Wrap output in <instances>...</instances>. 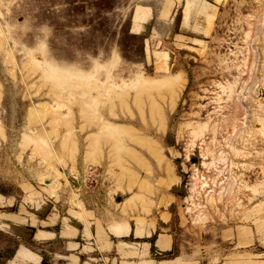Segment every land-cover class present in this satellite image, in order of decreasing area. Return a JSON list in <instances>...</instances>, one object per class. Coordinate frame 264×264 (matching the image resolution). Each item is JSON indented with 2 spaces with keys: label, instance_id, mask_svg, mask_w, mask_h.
<instances>
[{
  "label": "rangeland",
  "instance_id": "1",
  "mask_svg": "<svg viewBox=\"0 0 264 264\" xmlns=\"http://www.w3.org/2000/svg\"><path fill=\"white\" fill-rule=\"evenodd\" d=\"M81 195L172 202L159 264L264 260V0H0V264Z\"/></svg>",
  "mask_w": 264,
  "mask_h": 264
},
{
  "label": "crops",
  "instance_id": "2",
  "mask_svg": "<svg viewBox=\"0 0 264 264\" xmlns=\"http://www.w3.org/2000/svg\"><path fill=\"white\" fill-rule=\"evenodd\" d=\"M134 25L135 32L139 33L142 24ZM184 26L189 31L197 30L196 23L187 22ZM111 198L117 197L111 195ZM77 199L81 208L68 202L59 209L48 200L41 216L24 207L13 206L2 212L7 216L3 222L5 232L34 243L25 247L30 255L22 252L17 264H159L171 250L172 202L164 209L156 210L154 204L146 211L135 207L121 213L95 206L87 195ZM48 246L55 249L53 257L50 254L46 257L42 252ZM255 263L264 264V260Z\"/></svg>",
  "mask_w": 264,
  "mask_h": 264
},
{
  "label": "bare ground",
  "instance_id": "3",
  "mask_svg": "<svg viewBox=\"0 0 264 264\" xmlns=\"http://www.w3.org/2000/svg\"><path fill=\"white\" fill-rule=\"evenodd\" d=\"M260 105V104H259Z\"/></svg>",
  "mask_w": 264,
  "mask_h": 264
}]
</instances>
